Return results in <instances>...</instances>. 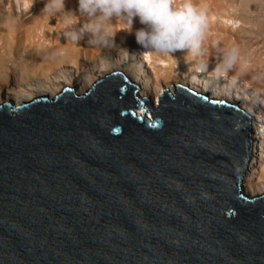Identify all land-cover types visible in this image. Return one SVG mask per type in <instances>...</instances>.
Segmentation results:
<instances>
[{
	"label": "water",
	"instance_id": "obj_1",
	"mask_svg": "<svg viewBox=\"0 0 264 264\" xmlns=\"http://www.w3.org/2000/svg\"><path fill=\"white\" fill-rule=\"evenodd\" d=\"M114 77L0 106V264H264L250 115L182 88L151 128Z\"/></svg>",
	"mask_w": 264,
	"mask_h": 264
},
{
	"label": "bare ground",
	"instance_id": "obj_2",
	"mask_svg": "<svg viewBox=\"0 0 264 264\" xmlns=\"http://www.w3.org/2000/svg\"><path fill=\"white\" fill-rule=\"evenodd\" d=\"M46 2L0 0V106L55 101L66 88L76 95L89 93L90 100L105 85L121 80L114 77L118 71L145 104L150 100L156 109L164 108L182 88L225 100L251 117L245 195H264V0H196L208 9V70L200 74L183 51L172 58L153 55L146 60L135 36L143 27L138 17L133 18L132 32L117 30L110 47L91 46L87 36L74 44L63 36L59 19L42 12ZM65 7L75 10L77 0H66ZM9 16L16 23L5 27ZM232 47L239 59L227 78H220L213 73L222 59L220 50Z\"/></svg>",
	"mask_w": 264,
	"mask_h": 264
},
{
	"label": "clouds",
	"instance_id": "obj_3",
	"mask_svg": "<svg viewBox=\"0 0 264 264\" xmlns=\"http://www.w3.org/2000/svg\"><path fill=\"white\" fill-rule=\"evenodd\" d=\"M66 0H47L42 12L59 19L66 40L87 43L97 48L110 47L117 30L132 32L133 18L143 27L135 31L136 41L145 49V59L153 55L172 58L183 51L193 61L197 74L207 72L208 9L196 0H77V8L66 9ZM9 16L5 27L15 24ZM215 43V42H214ZM222 59L213 69L227 78L239 59L236 47L221 49ZM103 66V65H102Z\"/></svg>",
	"mask_w": 264,
	"mask_h": 264
},
{
	"label": "snow or ice",
	"instance_id": "obj_4",
	"mask_svg": "<svg viewBox=\"0 0 264 264\" xmlns=\"http://www.w3.org/2000/svg\"><path fill=\"white\" fill-rule=\"evenodd\" d=\"M124 90L125 89L123 88L121 89L122 92ZM134 97L136 100L135 109H129L127 113H122V115H131L132 117L145 122L149 127L157 128L160 124V121L159 119L153 120L150 109L145 106V100L141 99L138 95L135 94ZM157 103H159V98H157ZM114 131L119 132V129H114Z\"/></svg>",
	"mask_w": 264,
	"mask_h": 264
},
{
	"label": "rangeland",
	"instance_id": "obj_5",
	"mask_svg": "<svg viewBox=\"0 0 264 264\" xmlns=\"http://www.w3.org/2000/svg\"><path fill=\"white\" fill-rule=\"evenodd\" d=\"M149 101H150V100H149ZM149 101H148V105H149V106H151V104H150V102H149ZM145 105H146V104H145ZM151 114H152V112H151Z\"/></svg>",
	"mask_w": 264,
	"mask_h": 264
}]
</instances>
